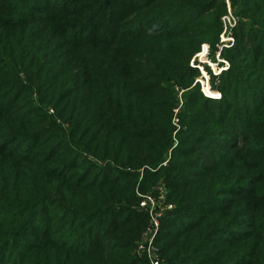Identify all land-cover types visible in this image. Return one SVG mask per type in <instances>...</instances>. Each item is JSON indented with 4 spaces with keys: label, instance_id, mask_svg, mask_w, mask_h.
I'll use <instances>...</instances> for the list:
<instances>
[{
    "label": "trees",
    "instance_id": "1",
    "mask_svg": "<svg viewBox=\"0 0 264 264\" xmlns=\"http://www.w3.org/2000/svg\"><path fill=\"white\" fill-rule=\"evenodd\" d=\"M159 183L161 264H264V0H0V264H147Z\"/></svg>",
    "mask_w": 264,
    "mask_h": 264
},
{
    "label": "built area",
    "instance_id": "2",
    "mask_svg": "<svg viewBox=\"0 0 264 264\" xmlns=\"http://www.w3.org/2000/svg\"><path fill=\"white\" fill-rule=\"evenodd\" d=\"M227 2L228 11L221 18L223 29L220 34V40L217 44L218 51L216 52V61H213L211 58V61L214 63L208 61L209 63L211 62L210 65L212 66L214 74H219L222 70L227 69L229 67V62L221 58V51L223 50V48H227L234 43L233 28L236 26L239 20L238 16L234 13L231 8L230 2ZM209 50V44H203L201 51L198 52L192 59V65H197L195 63V59L197 58H200L201 60L202 58L208 59ZM220 63H223V65H220ZM213 64L216 65L217 69L213 67ZM199 67L201 68V66ZM204 76L206 77V75L203 73V76H201L202 79H197L201 82L202 87L204 86ZM205 93L208 95L207 92ZM220 96L221 94L218 93L217 97ZM155 188H157L156 193H139V195L141 196L140 207L149 214L150 220L146 230L143 232L141 241L138 243L137 250L140 255L146 256L147 264H161L160 257L157 253L154 241L159 232L160 219L163 213L166 210L172 209L174 207L172 203L167 202V190L165 188V185L163 183H159Z\"/></svg>",
    "mask_w": 264,
    "mask_h": 264
},
{
    "label": "rangeland",
    "instance_id": "3",
    "mask_svg": "<svg viewBox=\"0 0 264 264\" xmlns=\"http://www.w3.org/2000/svg\"><path fill=\"white\" fill-rule=\"evenodd\" d=\"M210 46V45H209ZM215 59L214 57H212L211 56V49L209 50V55H208V59H203L202 58V60L200 59V58H197V59H195L196 61L195 62H197L198 64L197 65H199V66H201V68L199 67V66H197V67H199V69H200V72H201V76H203V73L206 75V77L204 76V78H203V83H204V89H203V91L204 92H207L208 93V95H210V96H214V97H217V94H218V92H216V91H214V90H212L211 88H210V75H209V73H208V71H207V69L205 68V65L204 64H206V65H208V66H210V68H211V70L213 71V69H212V66L210 65V63L212 62L211 61V59ZM204 60V61H203ZM208 61H211L210 63L208 62ZM204 62V63H203ZM212 63H214V62H212ZM213 67L215 68V69H217L216 68V65L215 64H213ZM201 76L198 78V79H202L201 78ZM198 81V80H197ZM201 83V82H200ZM209 83V84H208ZM202 85V84H201ZM202 87V88H203Z\"/></svg>",
    "mask_w": 264,
    "mask_h": 264
}]
</instances>
